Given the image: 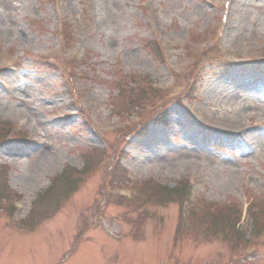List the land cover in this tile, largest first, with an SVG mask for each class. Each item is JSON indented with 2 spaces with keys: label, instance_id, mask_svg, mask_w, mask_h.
I'll return each mask as SVG.
<instances>
[{
  "label": "rangeland",
  "instance_id": "374dc122",
  "mask_svg": "<svg viewBox=\"0 0 264 264\" xmlns=\"http://www.w3.org/2000/svg\"><path fill=\"white\" fill-rule=\"evenodd\" d=\"M141 1L0 0V57L12 58L20 66L18 72L0 75L4 82L0 83V119L24 129L27 137L11 136L0 146V163L10 165L8 184L21 195L23 209L18 218L24 217L36 195L47 189L66 166L81 169L88 156L97 155L98 148L92 150L94 147L105 146L102 158L112 156L115 135L102 132L94 124L101 122L106 128L111 123L102 121L104 117L116 119L107 103L110 94L118 91V81L129 79L120 69L149 76L162 87L171 85L167 67L147 52L144 40H182L188 32L215 26L220 14V8L207 6L203 0H148V11L140 7ZM86 2L88 7L84 8ZM227 6L232 29L223 30L222 44L239 38L238 29L252 25L264 37V0H230ZM79 11L87 37L74 42L72 49L85 47L81 50H87L92 74L89 82L76 80V86L83 103L87 104L83 97L87 86L90 99L95 95L101 101L96 109L90 103L86 110L93 127L72 113L75 108L61 63L52 68L41 57L58 55L55 28L61 17L74 18ZM159 25L167 30L162 37L156 30ZM77 33L74 27L75 38ZM184 43L175 49L167 45L179 64L191 59ZM236 56L261 63L234 73L211 67L212 72L206 71L200 83V94L208 105L195 103L194 107L199 106L203 115L210 111L237 118L240 127L194 118L188 114L191 108L173 105L168 128L151 125L147 137L126 145L130 156L121 158L124 167L169 187L178 186L180 179L190 176L197 196L208 202L239 208L240 203L254 198L263 200L264 205V124L261 118L244 117L246 112L264 107V42L250 43ZM0 67H4L1 61ZM194 121L213 130H205L203 138ZM21 122L24 127H20ZM255 124L261 130L253 127ZM232 132L240 133L232 136ZM126 139L117 147H124ZM243 141L253 144L245 147ZM96 160L90 163L91 174L67 201L30 231L18 229L0 214V264H264V235L257 239L258 250L248 259L234 260H230V245L220 234L204 242L199 240V232H186L179 241L177 201L156 205L149 200L127 216L122 215V206L107 202L104 226H95L96 214L106 203L102 185L107 169L105 164L98 167ZM139 209L149 211L144 219L140 217V223L136 221ZM245 220L242 225L247 232ZM80 230L83 232L73 250Z\"/></svg>",
  "mask_w": 264,
  "mask_h": 264
},
{
  "label": "trees",
  "instance_id": "16d2710c",
  "mask_svg": "<svg viewBox=\"0 0 264 264\" xmlns=\"http://www.w3.org/2000/svg\"><path fill=\"white\" fill-rule=\"evenodd\" d=\"M52 183L53 185L49 189V192L41 195L38 200L40 202V206L37 208L36 212L33 213L32 217L35 222H40V220L45 219V217L54 208V202L57 197L65 196L66 193L75 188L74 181L68 180L67 178L61 179L57 177ZM158 193L161 195V191H158ZM218 213L223 215V217H217V220H220L222 223L230 222L233 217V214L231 215L228 210H225V213Z\"/></svg>",
  "mask_w": 264,
  "mask_h": 264
}]
</instances>
